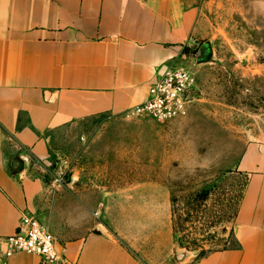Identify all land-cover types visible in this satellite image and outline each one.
<instances>
[{
	"label": "crops",
	"instance_id": "1",
	"mask_svg": "<svg viewBox=\"0 0 264 264\" xmlns=\"http://www.w3.org/2000/svg\"><path fill=\"white\" fill-rule=\"evenodd\" d=\"M197 15V0H0V264H59L6 255L24 212L49 225L65 264H150L124 211L137 209L127 222L141 226L171 203L111 200L120 191L79 185V171L61 188L34 165L51 162L85 121L128 118L166 66L190 62ZM235 167L248 174L237 246L183 251L181 264H264V143L247 144Z\"/></svg>",
	"mask_w": 264,
	"mask_h": 264
},
{
	"label": "rangeland",
	"instance_id": "2",
	"mask_svg": "<svg viewBox=\"0 0 264 264\" xmlns=\"http://www.w3.org/2000/svg\"><path fill=\"white\" fill-rule=\"evenodd\" d=\"M197 5L195 45L186 49L192 59L184 63L196 73L197 91L187 114L165 122L95 117L59 139L51 162L34 165L61 188L79 171V185L120 191L111 200L171 203L155 207L159 217L141 226L127 222L137 209L124 211L123 228L139 241L133 249L150 264H181L183 251L195 258L237 246L248 174L235 165L247 144L264 143V0Z\"/></svg>",
	"mask_w": 264,
	"mask_h": 264
},
{
	"label": "built area",
	"instance_id": "3",
	"mask_svg": "<svg viewBox=\"0 0 264 264\" xmlns=\"http://www.w3.org/2000/svg\"><path fill=\"white\" fill-rule=\"evenodd\" d=\"M196 73L185 65L170 64L163 69L157 80L149 87L146 101L125 112L126 116H151L165 122L187 114L195 100ZM61 181L60 178H56ZM6 255L27 251L38 255L45 263L65 264L59 240L49 225L37 215L24 212L15 234L4 238Z\"/></svg>",
	"mask_w": 264,
	"mask_h": 264
},
{
	"label": "water",
	"instance_id": "4",
	"mask_svg": "<svg viewBox=\"0 0 264 264\" xmlns=\"http://www.w3.org/2000/svg\"><path fill=\"white\" fill-rule=\"evenodd\" d=\"M202 55H203V53H202V50H201L199 56H202ZM58 249L61 250V245L60 244H58Z\"/></svg>",
	"mask_w": 264,
	"mask_h": 264
}]
</instances>
